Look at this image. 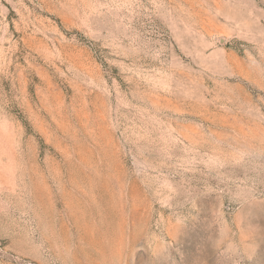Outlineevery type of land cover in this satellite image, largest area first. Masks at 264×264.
Wrapping results in <instances>:
<instances>
[{
  "label": "rangeland",
  "instance_id": "1",
  "mask_svg": "<svg viewBox=\"0 0 264 264\" xmlns=\"http://www.w3.org/2000/svg\"><path fill=\"white\" fill-rule=\"evenodd\" d=\"M0 264H264V0H0Z\"/></svg>",
  "mask_w": 264,
  "mask_h": 264
}]
</instances>
